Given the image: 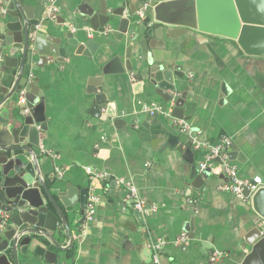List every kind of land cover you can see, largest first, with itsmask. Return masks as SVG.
Segmentation results:
<instances>
[{
  "label": "crops",
  "instance_id": "crops-1",
  "mask_svg": "<svg viewBox=\"0 0 264 264\" xmlns=\"http://www.w3.org/2000/svg\"><path fill=\"white\" fill-rule=\"evenodd\" d=\"M123 1L107 0L109 10H121ZM52 3L57 11L46 16L44 9L40 30L60 41L58 56H48L44 64L36 56L25 71L23 89L33 84L38 101L44 102L39 145L30 146L39 154L42 177L52 192L65 191L68 185L87 188L88 198L95 194L98 200L88 219L78 202L65 207L58 198L71 236L61 225L54 237L69 249L45 239L38 253L19 254L21 264H49L52 256L44 257L45 251L54 252L59 264H152V242L159 245L160 264H243L251 250L246 238L256 226L260 230L251 198L220 189L227 176L219 159L211 162L216 169L207 179L210 185L193 188L184 156L164 143L169 134L186 136L179 130V121H185L204 139L229 138L232 157H227L238 176L259 175L264 181V56L246 54L233 39L191 28L175 38L164 36L160 56L183 74L174 91L185 96L183 118L149 114L144 106L174 105L137 78L140 56L131 40L136 33L140 38L150 9L142 18H130L127 6L123 17L114 16L95 30L88 17L93 0H53L48 5ZM130 3L136 11L143 5ZM121 18L129 19L124 35ZM120 36L122 41L116 38ZM87 39L92 40V52L82 43ZM127 49L131 72H114L111 58L124 63ZM107 64L110 72L103 73ZM93 83L107 98L106 108L96 112L91 109ZM192 151L194 163H199L205 152ZM119 179L135 186L145 210H134L124 201L127 190ZM182 234L185 241L179 240ZM213 252L220 253L215 260ZM252 264H264V259Z\"/></svg>",
  "mask_w": 264,
  "mask_h": 264
},
{
  "label": "water",
  "instance_id": "water-1",
  "mask_svg": "<svg viewBox=\"0 0 264 264\" xmlns=\"http://www.w3.org/2000/svg\"><path fill=\"white\" fill-rule=\"evenodd\" d=\"M52 0H0V208L10 217L0 228V264H21L19 254H36L49 240L57 248L67 250L56 243L54 234L62 225L67 236H71L65 212L61 210L58 198L65 207L79 203L81 213L88 201V189L67 186L66 190L52 192L42 177L39 154L30 145L38 146V132L44 129L42 109L44 102L38 101L36 87L28 83L24 94L25 102L18 101V94L27 83L26 68L33 58L46 62L48 56H58L60 41L48 38L41 30L42 14ZM146 3L151 11L150 20L141 24V36L134 34L131 42H136L140 65L138 81L153 88L165 103L173 102L171 114L183 118L184 94H174L177 79L183 74L173 70L160 56L164 36L175 38L176 33L186 28L198 30L215 36L236 41L243 52L249 55L264 56V0H137ZM94 7L88 12L90 24L97 30L110 23L114 16L123 17L128 6V15L135 17L136 8L130 0L121 3V10H109L107 0H93ZM128 18H121L120 33L127 30ZM122 41V36L116 37ZM71 44L78 45V41ZM84 47L93 51L92 40H84ZM131 45V44H130ZM122 62V61H121ZM111 64L114 72L130 73L131 53L126 50L124 63L115 56ZM103 73L110 72L108 64ZM94 102L91 109L96 112L106 108L104 93L96 92V83L91 84ZM41 114V117L39 116ZM102 115V114H100ZM27 139V142L25 140ZM181 140V144H179ZM175 141V142H174ZM177 141V142H176ZM185 142V148L182 144ZM175 148L186 162V178L189 184L200 189L210 185L207 180L211 170L201 169L194 163L193 151L187 136L177 137L169 134L164 148ZM229 149L228 156L231 158ZM112 186V185H111ZM252 206L257 213L256 223L264 219V188H259L252 196L248 192ZM251 238V239H249ZM246 243L251 245L250 252L244 257L243 264H252L264 259V235L258 226L251 232ZM54 252L45 251L44 257ZM217 264V263H215Z\"/></svg>",
  "mask_w": 264,
  "mask_h": 264
},
{
  "label": "built area",
  "instance_id": "built-area-1",
  "mask_svg": "<svg viewBox=\"0 0 264 264\" xmlns=\"http://www.w3.org/2000/svg\"><path fill=\"white\" fill-rule=\"evenodd\" d=\"M53 1V0H52ZM147 7V4L144 3L140 9L135 12V15L138 18H142L144 16V11ZM57 11L56 6L52 3L46 7V16H53ZM26 90H21L18 94V101L25 102L24 94ZM143 110L148 112L149 114H154L156 112H162L167 116L171 115L172 106L168 108H164L162 106H144ZM179 130L185 134L191 143V148L194 151H203L205 152L204 158L199 161V165L201 169L209 168L211 171L216 169V166L211 162L213 160H220L223 171L227 176V180L223 182L220 186V189L241 198H245L244 192H248L250 196H252L259 188H264V181L259 175L253 176L252 178H240L237 174V170L235 166L229 163L227 154L231 147V140L229 138H219L217 140H208L200 137L198 131H194L190 128V126L185 121H179ZM87 171L91 173L90 168H87ZM100 175H96L95 177H99ZM119 183L123 184L126 187V195L124 197V201L130 202L131 207L134 210L142 211L145 210L146 204L143 200L140 199L137 189L131 182L119 179ZM98 200L97 195L92 194L88 198L87 206H86V218H91L94 213V204ZM10 215L8 212L2 210L0 208V228H3L6 221L9 219ZM260 232L264 235V219L261 218L260 222ZM180 241L186 240V235L182 234L179 237ZM150 246L154 250L152 264H160L159 258L157 255V250L159 249V245L155 243H150ZM220 256L219 252H213L212 259L215 260ZM49 264H59L56 261L50 262Z\"/></svg>",
  "mask_w": 264,
  "mask_h": 264
}]
</instances>
